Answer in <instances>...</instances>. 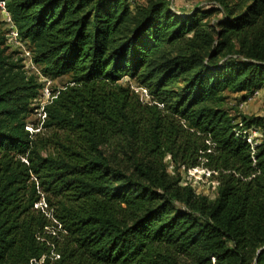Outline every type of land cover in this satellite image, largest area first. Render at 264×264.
<instances>
[{"label":"trees","instance_id":"1","mask_svg":"<svg viewBox=\"0 0 264 264\" xmlns=\"http://www.w3.org/2000/svg\"><path fill=\"white\" fill-rule=\"evenodd\" d=\"M200 1L0 0L41 74L69 78L42 156L41 87L0 31V264H264V116L228 107L264 90V0ZM196 168L213 200L182 185Z\"/></svg>","mask_w":264,"mask_h":264},{"label":"rangeland","instance_id":"2","mask_svg":"<svg viewBox=\"0 0 264 264\" xmlns=\"http://www.w3.org/2000/svg\"><path fill=\"white\" fill-rule=\"evenodd\" d=\"M171 9L176 12L188 13L194 8H204L208 3L201 2L200 0H168ZM218 16H213L211 19H216ZM0 31L5 37L4 47L7 48L6 55H13L16 59L21 60V65L28 76H33L40 85V92L53 93L63 89L68 81V77L50 78L41 74L40 67L33 63L31 47L29 43L23 39H20L14 28V23L10 15L7 13L5 6L0 3ZM119 84L124 87H128L132 92L139 96V99L143 103L150 102L149 97L144 94V89L139 87L137 83L129 78L122 79ZM41 95V94H40ZM228 107L231 109L232 114H237L238 111L243 115H258L264 116V90L245 103L241 102L240 95H229ZM38 102L35 100L31 106V114L27 118V128L29 132H40V140L49 141V147L42 150L40 153L42 156H50L54 154L52 141L56 139V136H61L62 133L52 130H42L40 127V118L38 114ZM36 109V110H35ZM260 136L257 132H249V140L252 144L257 143ZM48 145V144H47ZM170 171V170H169ZM211 173L203 168L180 170L182 185H189L199 195L207 196L210 200H213L216 196L217 182L211 177ZM41 204H37L40 208ZM50 232L56 233L58 228L52 226L48 229Z\"/></svg>","mask_w":264,"mask_h":264},{"label":"built area","instance_id":"3","mask_svg":"<svg viewBox=\"0 0 264 264\" xmlns=\"http://www.w3.org/2000/svg\"><path fill=\"white\" fill-rule=\"evenodd\" d=\"M0 3L3 7L5 6V4L3 2H0ZM144 94H146V91H144ZM258 94H259V92H256L253 97L257 96ZM52 96H53L52 93L44 94V92L42 93L39 91V95H38V98L36 99V101L38 102V106H39L38 107V114H39V118H40V127L42 126V123L45 119V114H44L43 108H44V106L48 105L51 102ZM41 129H42V127H41ZM247 141L250 143V145H252L250 140H247Z\"/></svg>","mask_w":264,"mask_h":264}]
</instances>
